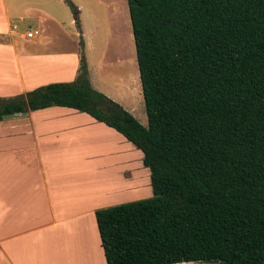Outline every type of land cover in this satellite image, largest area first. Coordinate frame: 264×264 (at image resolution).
<instances>
[{"label": "trees", "instance_id": "16d2710c", "mask_svg": "<svg viewBox=\"0 0 264 264\" xmlns=\"http://www.w3.org/2000/svg\"><path fill=\"white\" fill-rule=\"evenodd\" d=\"M125 1L146 128L89 86L80 41L74 81L0 120L68 108L141 152L152 196L94 211L105 264H264V0Z\"/></svg>", "mask_w": 264, "mask_h": 264}, {"label": "crops", "instance_id": "0c3cea01", "mask_svg": "<svg viewBox=\"0 0 264 264\" xmlns=\"http://www.w3.org/2000/svg\"><path fill=\"white\" fill-rule=\"evenodd\" d=\"M69 1L80 7L112 0ZM60 2L0 0V98L75 76L78 46H67ZM10 18L24 23V30H10ZM48 34L66 46L49 47L54 38ZM43 37L48 41L41 46ZM38 59L56 64L57 74L42 79ZM127 67L123 61L117 70L125 76ZM139 157L131 156L120 134L72 109L48 107L0 120V264H105L94 211L147 189L149 173Z\"/></svg>", "mask_w": 264, "mask_h": 264}, {"label": "rangeland", "instance_id": "374dc122", "mask_svg": "<svg viewBox=\"0 0 264 264\" xmlns=\"http://www.w3.org/2000/svg\"><path fill=\"white\" fill-rule=\"evenodd\" d=\"M75 3L76 2L70 1L71 5H68L64 0H61L59 4L61 8L65 10L66 14L63 15L62 13H59V15L62 16L61 18H58V21L66 33L65 35L70 39V43L68 42L69 44L67 46H78L79 41L82 43V57L86 65L89 86L93 90L104 95L112 102L117 103L142 127L146 128V118L143 109V101L136 67L134 46L131 36L126 1L112 0L108 5H93L90 1L80 7ZM7 26L10 30L13 26L15 28L17 26L19 31L24 30V23L18 22V20L15 18H10L7 22ZM40 26L41 24L39 26L37 25L38 30ZM48 35H50L49 38H54L49 47L66 46L63 41H61V39L57 38L56 34ZM45 36H47V34H45ZM47 41L48 38L43 37L38 43L39 45L43 46ZM30 43H32V41H30ZM32 60L33 59H31L30 63H34ZM123 61L128 64L125 76L120 74V72L117 70V68L123 64ZM35 63L39 64L35 65L38 69H41V71L43 70L42 79L53 78V76L57 74L56 70L58 66L56 64H49V61H40L39 59L35 60ZM106 70L115 71L113 74H111L105 72ZM75 77L76 74L72 80L63 83L72 82L75 80ZM24 94L25 93L20 95ZM130 148L131 156H140L139 164L141 165L140 151H138L131 144ZM116 170L117 167L115 170L106 171L105 178L109 179L110 175H114L116 173ZM146 187V190L137 189L135 198L132 196V194H123L121 198H127L129 200L120 202L119 204L150 198L152 194L148 179Z\"/></svg>", "mask_w": 264, "mask_h": 264}, {"label": "built area", "instance_id": "2783aa9c", "mask_svg": "<svg viewBox=\"0 0 264 264\" xmlns=\"http://www.w3.org/2000/svg\"><path fill=\"white\" fill-rule=\"evenodd\" d=\"M12 29H15V27L13 26ZM25 37L26 38H30L31 37V34H25Z\"/></svg>", "mask_w": 264, "mask_h": 264}]
</instances>
